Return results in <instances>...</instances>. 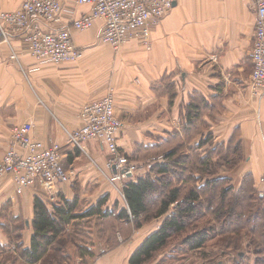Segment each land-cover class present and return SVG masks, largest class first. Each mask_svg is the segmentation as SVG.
I'll return each mask as SVG.
<instances>
[{
  "label": "crops",
  "instance_id": "1",
  "mask_svg": "<svg viewBox=\"0 0 264 264\" xmlns=\"http://www.w3.org/2000/svg\"><path fill=\"white\" fill-rule=\"evenodd\" d=\"M23 1L0 0V13L18 10ZM62 4L53 28L69 27L75 17L88 9L74 0H63ZM255 20L251 0H174L160 22L151 28L148 49L137 40L123 44L117 57L120 80L111 81L114 112L123 122L119 145L133 147L126 141L128 136L145 135L151 140L150 137L156 139L173 131L182 136L186 110L191 104H198V119L206 126L192 132L194 140L189 145L194 147L203 134L213 137L214 146L225 145L236 137L240 147H252L247 171L260 166L264 171V93L254 95L249 87V52ZM101 25L97 20L88 32L72 30L73 40L83 48V55L77 61L59 65L35 60L25 49L23 35L10 36L12 48L0 38V158L9 145L12 127L20 124H28L31 136L44 145L58 143L62 147L63 162L73 171V180L81 182L85 175L91 176L86 174L89 167L76 166L79 156L92 150L107 158L105 145L99 141L83 144L77 155L71 151L74 146L68 144L65 132L80 126L82 105L101 98L107 90L105 68L110 51L95 44ZM12 52L18 60L10 58ZM95 72H99L100 81L94 82ZM255 147H263L261 153ZM133 174L127 181L140 176ZM71 182L46 191L37 179L33 186L18 190L9 177L0 178V242L8 243L6 233L13 230L10 218L18 217L23 225L22 242L29 246L34 198L52 202L62 193L72 199L75 190L69 186ZM173 205L168 213L139 228L133 222H124L109 229L115 240L99 241L93 248L97 249L94 256L83 258L75 253L62 264H82L83 259L88 264H129L131 254L161 226L173 212ZM170 250L148 264L186 261L167 260ZM237 254L243 256L241 252ZM246 255L252 256V264L255 263L253 252Z\"/></svg>",
  "mask_w": 264,
  "mask_h": 264
},
{
  "label": "trees",
  "instance_id": "2",
  "mask_svg": "<svg viewBox=\"0 0 264 264\" xmlns=\"http://www.w3.org/2000/svg\"><path fill=\"white\" fill-rule=\"evenodd\" d=\"M198 110V104H191L186 110L182 129V136L187 138L186 142L178 141L180 134L173 131L168 134L166 140H163L164 142L159 140L149 142V146L144 145L145 147H172L165 155L168 162L157 163L152 167V171L159 175L156 178L146 174L137 176L135 181L125 182L122 189L123 197L121 196L124 203L120 204V208L113 209V207L105 206L109 200V194L100 198L96 203L83 207L84 200L78 196L67 199L59 193L56 200L52 202L36 196L32 205L31 228L33 233L29 246H25L22 242L23 225L19 222L20 218L11 217L13 230L6 233L8 243L0 242V264L7 262L11 264H38L39 262L40 264H62L70 260L75 253L82 255L83 258L88 255L90 258L97 252V249L93 248L99 241L106 243L108 239L115 240L114 234H109V229L118 228L124 222H133L139 228L150 220L168 213L171 204H174L173 212L131 254L129 264H148L170 248L166 259L180 261L187 258L190 253L199 255L202 252L199 250L204 248L207 241L212 238L230 249L232 244L236 245L239 238L237 233L245 232L247 229L246 248L255 254V264H264V241L256 245L253 239L257 230L262 231L264 208L254 213V210H249L250 217H254L253 225H241L242 222L238 218L239 226H234L235 228L231 225L227 226L224 222L228 216L236 218L246 214L244 209H239V200L234 203L224 202L227 193L233 189L231 178L216 177L206 180L204 175H212L215 166V163L210 161L209 155L200 154L199 156L197 153L195 164L198 168L194 171L189 168L192 160L187 155L178 153L183 147H186V151H191L193 146H190L189 142L194 140L192 132L206 126L198 119ZM210 136L203 134L194 147L223 145L214 146L212 139H209ZM235 140L236 137H232V140L228 142L229 146L234 141L232 146L240 147L239 142ZM228 143L224 146H228ZM71 151H76L78 154L80 149L73 147ZM158 152L160 151L154 152L151 156L157 157ZM129 160H134V157L131 155ZM176 169L179 170L180 175L175 173ZM128 213L132 215L131 219ZM84 218H86L85 221ZM107 221L114 225H109ZM261 236L264 240V232ZM10 247L11 250H9ZM200 255L205 256L206 254ZM82 264H88V261L83 259Z\"/></svg>",
  "mask_w": 264,
  "mask_h": 264
},
{
  "label": "built area",
  "instance_id": "3",
  "mask_svg": "<svg viewBox=\"0 0 264 264\" xmlns=\"http://www.w3.org/2000/svg\"><path fill=\"white\" fill-rule=\"evenodd\" d=\"M174 0H76L87 11L71 21L69 27L48 26L62 12L61 0H24L18 10L0 13V35L10 42L9 32L23 35L25 49L35 60L59 64L75 61L82 55L73 40L72 30L87 31L95 21L102 22L99 41L119 49L128 41L137 40L148 46L150 28L158 24ZM256 20L249 57L252 71L249 87L254 95L264 93V0H251ZM47 25V27H43ZM12 58L17 59L12 52ZM108 92L101 99L82 105L81 124L66 131L68 141L78 148L88 141H99L108 153L106 166L110 182L120 180V195L125 179L136 170L118 147L122 123L114 112V98ZM62 147L58 143L44 145L30 134V126H13L7 149L0 158V178L9 177L20 190L33 186L37 179L46 191L74 179L71 169L63 163ZM160 156V155H159ZM153 157L157 162L163 158ZM151 165H149L150 167ZM115 170V171H114ZM123 183V184H122ZM129 218L132 215L128 213Z\"/></svg>",
  "mask_w": 264,
  "mask_h": 264
},
{
  "label": "rangeland",
  "instance_id": "4",
  "mask_svg": "<svg viewBox=\"0 0 264 264\" xmlns=\"http://www.w3.org/2000/svg\"><path fill=\"white\" fill-rule=\"evenodd\" d=\"M61 2H63V0H61ZM74 2H76V0H74ZM63 5V4H62ZM63 8V7H62ZM61 13L59 14L58 17H60ZM76 18V17H75ZM56 21H51L48 26H52L53 23H55ZM44 28L47 27V25L43 26ZM68 27V26H67ZM151 30V28H150ZM76 31V30H75ZM77 32H81V31H77ZM85 32V31H83ZM88 32V31H86ZM82 33V32H81ZM12 34H16L14 32H9V39L10 36ZM99 36V35H98ZM1 37V35H0ZM150 39V38H149ZM2 42L3 39H1ZM129 42V41H128ZM139 42V41H138ZM75 43V42H74ZM141 45H143L141 42H139ZM95 44H99L102 47H104V49H108L110 51V57L108 60V63L106 64V68L105 71L108 73V82H106V84L108 83L107 87H106V92L103 96H105L108 92H112V96L114 98V102H115V93H114V87L111 83V81H119L120 80V65L118 64V55L120 54V49H113L112 47H110L107 44H103L99 41V37H97V41L95 42ZM7 45L12 48L13 45H11V42H9V44L7 43ZM76 45V44H75ZM77 46V45H76ZM146 49H148V46L143 45ZM79 49H81L82 51V55H83V48L77 46ZM11 50V49H10ZM81 55V57H82ZM10 58H12V56H10ZM13 59V58H12ZM80 59V57L78 58ZM77 59V60H78ZM18 60V59H15ZM75 60V61H77ZM118 60V61H117ZM65 62H69V61H65ZM48 63V62H46ZM63 63V62H61ZM59 63V64H61ZM50 65H59V64H53V63H49ZM99 68V66H98ZM99 72L98 73H94V82L100 81L99 80ZM162 94L165 95V90L164 88L162 89ZM168 94L171 95L172 94V90L169 89L168 90ZM102 96V97H103ZM101 97V98H102ZM163 97V96H162ZM99 98V99H101ZM98 100V99H96ZM95 101V100H93ZM164 108H166L165 105H163ZM157 107L160 108V104H157ZM145 111V110H144ZM143 111V112H144ZM148 112H145V114L147 115ZM119 118V117H118ZM120 119V118H119ZM121 123H122V128H123V122L120 119ZM21 125V124H20ZM71 131V130H68ZM66 132V131H65ZM67 134V133H66ZM122 134V129L121 132L119 133V137L118 140L120 138H122L121 136ZM146 134V133H145ZM162 137V141L166 140L168 138V135L166 136H157L156 139H154V137H150L151 140H149L148 136L145 135H140V136H128L126 137V141L127 143L130 145H133V147H122L121 145H119L118 143V147L120 146L121 151H123L127 158L129 159L130 156L132 155V157H134V160H132L131 163H134L136 166V170L133 172V177H136L137 175H146V174H150L153 178H156L157 176H159L156 172L152 171V167L155 166V164L157 163H166L168 162L167 158L165 159V155L168 154L170 152V148L172 147H145L144 145H150L148 143V141H159ZM10 138H11V134H10ZM174 138V137H171ZM213 137L210 136L209 139H212ZM186 137L184 136H180V138L178 139V141H182V142H186ZM67 142L69 145L73 146L67 139ZM164 142V141H163ZM87 143V142H85ZM84 143V144H85ZM234 141L230 144L228 143V146H224V145H218L216 147H191V151H186L185 148L183 147L179 152L177 150V152L179 154H185L189 157L190 160H192V162L189 164V168L193 169L194 171H196L195 169L198 168L195 164L197 158V153L204 155H209V157L211 158L210 161L212 163H215L214 169H213V174L212 175H204L206 180L209 179H215L216 177H230L231 178V184L233 186V189L230 190L227 193V197L224 200L225 203H234V201L239 200L240 206L239 209H244L246 211V214L243 217H234V216H228L225 219V224L231 225V227L234 226H239V219L242 222L241 225L244 226H250L253 225V220L254 217H250L249 210L252 209L254 210L253 213L258 210V209H263L264 208V171H263V167L260 166V168H254L251 167L252 171H247L250 169V167L248 166V161H247V157H249L248 155L252 152L251 149L252 147H233ZM204 148V150H203ZM261 148L263 147H255V150L258 151L259 153H261ZM156 151H160L158 152L159 154L157 156L161 157V155H163V158L160 161L154 162L152 161L153 157L155 156H151L153 155L154 152ZM107 153V151H106ZM97 154V153H96ZM78 155V154H77ZM98 155V154H97ZM94 154V152L91 150L89 154L87 155H81L79 156V160L77 161L78 166L80 165V167H89L88 170H86V174L91 175V176H87L85 175L83 180H80L81 182H79L78 180H73L71 182V184H69V186L73 189L74 188V196H78L81 200H84V204L82 205H88V204H93L96 203L100 198L104 197L105 195H110L109 196V200H107L105 206H110L114 208H120V204L124 203L123 199L120 196V180H115V182H110L106 175H107V166H106V157H101V156H97ZM108 156V153H107ZM145 158V159H144ZM158 158V157H157ZM159 159V158H158ZM247 161V163H246ZM194 164V166H190ZM149 165H151L149 167ZM176 166V165H175ZM173 168H176V167ZM247 167V168H246ZM140 173V174H138ZM175 173L179 174V170H175ZM99 177H98V176ZM132 176V175H131ZM130 176V177H131ZM129 177V178H130ZM128 179H125V181L127 182ZM180 182V181H178ZM17 188V187H16ZM112 188V190H111ZM18 189V188H17ZM111 191H109V190ZM19 190V189H18ZM228 207V206H227ZM239 214H242L241 212H239ZM107 223L109 225H114L112 224V222L107 221ZM239 223V224H237ZM261 225V229L262 231L259 229L257 230V233L253 236V239L255 240L256 245H258L261 241L263 242V237L261 236V233L264 232V222L262 221ZM254 227V226H253ZM235 228V227H234ZM32 229V228H31ZM30 229V231H31ZM248 232V229L244 232L242 231L241 233H237L238 235V239L236 242V245L232 244L231 248H225V245L222 243H218L219 241H217L215 238L209 239L206 243V245L204 246V250H202V252H198L199 255H197L196 253H190L189 257H187L185 260V262L182 264H252L251 258L252 256H250L249 258L247 257V253L249 252V248H246V244L248 242V236L246 235ZM223 239V238H222ZM219 245L220 248H219ZM218 248V249H217ZM259 248V246L257 247ZM256 248V249H257ZM253 249V248H251ZM238 251H242L241 253L243 254V256H240L239 254H237ZM215 252V253H214ZM200 254L205 256H201ZM188 255V254H187ZM214 256H217V258H214ZM205 257V258H204ZM219 260L221 262H219ZM225 261V262H223ZM173 264H177L173 263ZM255 264V263H253Z\"/></svg>",
  "mask_w": 264,
  "mask_h": 264
},
{
  "label": "water",
  "instance_id": "5",
  "mask_svg": "<svg viewBox=\"0 0 264 264\" xmlns=\"http://www.w3.org/2000/svg\"><path fill=\"white\" fill-rule=\"evenodd\" d=\"M115 171V170H114ZM241 255H242V253H241Z\"/></svg>",
  "mask_w": 264,
  "mask_h": 264
}]
</instances>
